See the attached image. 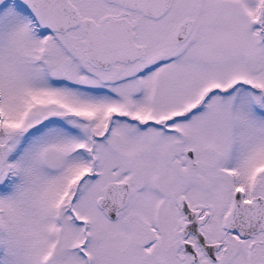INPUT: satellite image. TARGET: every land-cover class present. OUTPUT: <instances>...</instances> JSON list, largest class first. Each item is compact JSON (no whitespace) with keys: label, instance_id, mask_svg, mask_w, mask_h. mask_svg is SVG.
Here are the masks:
<instances>
[{"label":"snow or ice","instance_id":"obj_1","mask_svg":"<svg viewBox=\"0 0 264 264\" xmlns=\"http://www.w3.org/2000/svg\"><path fill=\"white\" fill-rule=\"evenodd\" d=\"M0 264H264V0H0Z\"/></svg>","mask_w":264,"mask_h":264}]
</instances>
